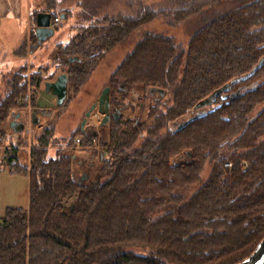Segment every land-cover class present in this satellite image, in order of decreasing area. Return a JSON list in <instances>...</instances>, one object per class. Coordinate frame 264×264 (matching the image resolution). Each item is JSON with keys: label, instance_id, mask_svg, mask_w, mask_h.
Listing matches in <instances>:
<instances>
[{"label": "trees", "instance_id": "obj_1", "mask_svg": "<svg viewBox=\"0 0 264 264\" xmlns=\"http://www.w3.org/2000/svg\"><path fill=\"white\" fill-rule=\"evenodd\" d=\"M54 1L43 11L53 20L70 17L71 10L56 8L66 0ZM220 2L190 0L174 13L147 11L79 26L56 55L69 76L68 90L78 91L99 61L142 25L172 14L176 25ZM32 37L38 42L35 31ZM75 56L79 60L71 62ZM263 57L264 0L212 18L186 49L171 36L147 35L113 72L111 92L126 95L140 86L149 97L159 88L163 96L172 94V102L153 125L136 119L126 128L122 116L105 126L101 142L108 154L96 176L84 174V180L75 154H51L52 126L35 140L30 164L21 162L5 124L28 107L30 78L23 66L0 102V148H7L5 157L0 151V168L29 177L30 204L10 206L0 217V264H238L248 258L264 238V65L253 71ZM43 74L31 76L32 101L55 80ZM230 82L232 89L205 115L178 127L201 100ZM117 101L111 104L122 105ZM152 108L157 118L158 106ZM79 137L86 146L98 133L80 128L69 145ZM182 151L187 160L172 164ZM228 161L234 165L224 177ZM208 164L212 171L203 182Z\"/></svg>", "mask_w": 264, "mask_h": 264}, {"label": "rangeland", "instance_id": "obj_2", "mask_svg": "<svg viewBox=\"0 0 264 264\" xmlns=\"http://www.w3.org/2000/svg\"><path fill=\"white\" fill-rule=\"evenodd\" d=\"M254 0H221L220 3L204 9L199 15L193 16L185 21L173 25L175 15L168 17L162 16L152 22L146 23L133 31L124 41L117 44L110 50L104 58L99 61V64L92 72L88 81L76 91L74 88L68 90V97L65 102L58 106L53 104L54 113L52 117L43 116L38 125L31 122V113L33 103L36 106L40 105L52 106L45 100L42 89L37 91L36 100L32 101L34 87L32 85L31 76L34 72L44 71L43 79L54 76L55 79L61 74L59 59L56 55L60 43H67L73 37L78 27L81 25H91L103 19H118L136 17L147 11H172L176 12L186 5L190 0H66L64 4L57 6V9L71 10L70 17H61V22L58 23L57 31L49 37L43 44L37 46L31 34L30 40L25 42L27 55L25 58H19L22 63L13 65L14 54H11L14 45L20 46L22 41L27 38L26 30L24 31L23 39L13 38L12 35L0 30V61L5 63L0 65V102L5 99L11 89V80L21 73L22 67H27V75L29 76V102L28 107L22 110L21 119L26 122L27 127L21 132L12 130L9 122L5 124V129L8 132L10 140L19 144V156L23 164L29 165L32 157V147L38 135L46 126L55 128V138L50 148L51 154L55 155L57 150L64 149L68 154H75L77 163L75 165L76 172L79 176L88 174L90 178L96 176L99 167L101 166V157L107 156L108 146L102 144L104 137V125H102V113L95 109L89 118L86 129H95L98 137L90 145L80 147L79 145H69V140L82 129V122L86 117L88 110L99 100L104 88L109 86V81L113 72L119 65L135 50L138 43L141 42L149 34H157L171 36L175 39L177 46L180 49H186L193 35L212 18L224 14L232 9L240 7ZM33 11L49 9L50 6L56 5L54 0H30ZM191 5V3L189 4ZM188 5V6H189ZM188 8V7H186ZM176 22V21H175ZM20 46L16 50L19 56L24 54L25 50ZM21 48V49H20ZM11 52V53H10ZM149 90V89H148ZM112 91V90H111ZM128 92V93H127ZM125 94H116L111 92V99L118 100L120 104L127 105V109L123 111V120L126 125L131 126L133 120L141 119L147 125H153L162 119L161 114L166 111L167 106L172 102V94L167 93L161 95V99H154L148 95L147 89L143 87H135ZM32 98V99H31ZM159 101V102H158ZM154 106H158L159 115L151 117ZM264 106L259 108V111ZM102 118V119H101ZM108 126L106 125L105 128ZM125 127L123 126L122 131ZM159 129V128H158ZM166 128H161L160 133H165ZM121 135V134H120ZM108 136V133H107ZM77 144V143H76ZM96 151V152H95ZM185 151L173 156L171 163L187 160ZM246 164L245 166H247ZM228 174V168L226 167ZM212 171V165L208 164L202 173V181L205 182ZM198 186L193 187L188 195L190 196ZM30 204V180L29 177L22 174H12L8 170L0 168V217H3L6 210L10 206L28 207Z\"/></svg>", "mask_w": 264, "mask_h": 264}, {"label": "water", "instance_id": "obj_3", "mask_svg": "<svg viewBox=\"0 0 264 264\" xmlns=\"http://www.w3.org/2000/svg\"><path fill=\"white\" fill-rule=\"evenodd\" d=\"M66 15L63 14L62 18H65ZM52 19L53 15L51 12L47 11H40L37 13L36 16V35H37V46L39 44H42L44 41H46L49 37H52L56 29L52 26ZM79 60L78 56L71 57L70 61L74 62ZM264 65V57L260 60L259 64L254 68V72L257 71L261 66ZM233 83H226L222 87L215 90L211 95L206 97L205 99L201 100L194 108L195 115H192L190 117H187L184 121H180L178 124L179 128H182L186 124H188L190 121L195 120L199 117H202L207 113V107L211 105L219 96L224 95L226 92L230 91L232 89ZM68 86H69V76L67 73H61L57 76L55 80H48L44 84V91L47 93H52L57 96V105H62L65 100L68 97ZM160 92V95L165 94L164 89L159 88H152L150 89V93H154L156 91ZM239 92L232 93V96H238ZM95 109H98L100 113L103 114L102 119V125L106 126L110 124V120L112 117V107H111V87L107 86L104 88L103 92L101 93L99 100L96 104H93V106L88 110L85 119L82 122V130L86 129V124L91 117L93 111ZM198 110V111H197ZM47 113L51 114L52 109H40L35 108L33 111V124H39L40 123V117L38 113ZM22 113H17L14 119L11 121V128L16 132H21L26 129L27 124L25 121L21 119ZM116 117V116H115ZM117 118V117H116ZM87 176L83 175L82 180L86 179ZM238 264H264V238L262 241L258 244L254 252L246 258L244 261L238 263Z\"/></svg>", "mask_w": 264, "mask_h": 264}, {"label": "crops", "instance_id": "obj_4", "mask_svg": "<svg viewBox=\"0 0 264 264\" xmlns=\"http://www.w3.org/2000/svg\"><path fill=\"white\" fill-rule=\"evenodd\" d=\"M34 12L35 11L32 10V4L30 0H0V30L3 31L5 29L7 33L13 36V38H17L20 40L23 39L24 31L26 30L27 38L24 41H22V43L20 44V46H22V44H24L25 42L30 40V38H32L31 34L33 35V31L36 30V22L34 21ZM20 46L16 47L14 45L12 47L14 48V50L11 51L12 53L10 52L11 54L15 55L14 61H11L13 65L22 63V60L19 58H25V57L19 56L16 52V50H18ZM0 65L4 66L5 63L3 61H0ZM42 94L45 100H47V102L50 103V105L52 103V106L44 107V105H40L37 108L52 109V113L49 115L47 113L39 112L38 115L40 117V122L43 116L52 117L54 113L53 104L57 105V96L55 94L47 93L44 91V89H42ZM33 111L34 109L32 110V113H31V122L33 121L32 119ZM102 117H103V114H102ZM34 125H38V124H34Z\"/></svg>", "mask_w": 264, "mask_h": 264}, {"label": "flooded vegetation", "instance_id": "obj_5", "mask_svg": "<svg viewBox=\"0 0 264 264\" xmlns=\"http://www.w3.org/2000/svg\"><path fill=\"white\" fill-rule=\"evenodd\" d=\"M150 96L154 99H161V96H160V92L157 90L156 92L154 93H150ZM111 107H112V117H111V120H110V124L113 120H119L122 118L123 116V111L125 109H127V105H118V104H111ZM117 118H116V117ZM109 125V124H108Z\"/></svg>", "mask_w": 264, "mask_h": 264}, {"label": "built area", "instance_id": "obj_6", "mask_svg": "<svg viewBox=\"0 0 264 264\" xmlns=\"http://www.w3.org/2000/svg\"><path fill=\"white\" fill-rule=\"evenodd\" d=\"M60 18H55L53 21H52V26H55V25H57L58 23H60ZM82 137H79L78 139H77V145H79L80 147H85V146H83L82 145ZM33 148V147H32ZM6 150H7V148L6 147H1L0 148V151H1V156L2 157H5L6 156ZM226 167L227 168H229V169H231L232 167H233V162H231V161H228V162H226Z\"/></svg>", "mask_w": 264, "mask_h": 264}, {"label": "bare ground", "instance_id": "obj_7", "mask_svg": "<svg viewBox=\"0 0 264 264\" xmlns=\"http://www.w3.org/2000/svg\"><path fill=\"white\" fill-rule=\"evenodd\" d=\"M68 88H69V86H68Z\"/></svg>", "mask_w": 264, "mask_h": 264}]
</instances>
